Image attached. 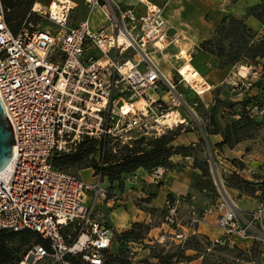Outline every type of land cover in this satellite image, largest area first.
<instances>
[{
    "label": "built area",
    "instance_id": "1",
    "mask_svg": "<svg viewBox=\"0 0 264 264\" xmlns=\"http://www.w3.org/2000/svg\"><path fill=\"white\" fill-rule=\"evenodd\" d=\"M52 1L61 5L59 12L47 8L45 14L63 27L73 3ZM139 2L141 12L113 0H85L89 13L73 27L51 32L25 20L13 34L0 0V98L15 141L9 175L0 178V230L35 231L48 243L33 244L17 264H102L111 246L115 229L98 207L108 199L106 179L94 174L84 181L55 167L54 155L74 152L85 136L110 137L123 145L197 124L186 90L202 97L212 87L191 59L181 57L170 72L163 69L159 59L167 57L174 37L163 7ZM31 10L40 11L35 3ZM94 10L104 18L97 26L90 21ZM180 54L173 57L180 59ZM186 61L192 69L184 74ZM199 77L207 87L198 84ZM242 85L248 89L252 82ZM152 88L161 93L150 94ZM206 102L207 107L212 95ZM247 109L264 119V108L254 104ZM165 170L157 166L150 175L158 180ZM217 193L199 213L180 214V198L167 200L166 221L181 216L193 231L205 222L224 237L264 240V205L240 210L222 181Z\"/></svg>",
    "mask_w": 264,
    "mask_h": 264
},
{
    "label": "trees",
    "instance_id": "2",
    "mask_svg": "<svg viewBox=\"0 0 264 264\" xmlns=\"http://www.w3.org/2000/svg\"><path fill=\"white\" fill-rule=\"evenodd\" d=\"M36 2L37 0H2L5 9V21L13 34L18 32L25 20L33 24L40 21L41 16L31 10ZM246 16H252L264 24V0H259V3L248 6ZM196 50L216 57L218 59L216 66L221 69L239 62L255 65L260 58H264V36H258L257 32L245 22L243 17H236L228 13L222 16L212 35L196 46ZM254 85L260 88L261 94H264V77L255 82ZM186 94H188V100L195 97L193 93L186 92ZM237 103L240 104V107L236 111L233 110L234 103L228 104V102L222 101L218 88H215L212 102L207 107L204 104L208 108V128L206 132L207 134H219L221 136V140L214 143L218 148L223 146L231 148L234 143L238 142L240 139L238 133L245 123L264 125V119L257 115H251L247 109L248 106L254 104L264 108V103L251 97L248 98L247 95ZM218 108L227 109L230 114L238 115V118L220 127L215 119ZM240 123H244V125L242 126ZM186 131L190 130L183 127V125H179L159 136H141L134 139L130 144L123 145L110 137L98 139L85 136L74 152L56 154L52 157V163L55 167L67 171L72 168L77 171L91 168L94 174H100L107 179L110 189L113 188V183H116L117 187L122 189L124 176L133 173L138 168H143L149 172L157 166H164L166 169L172 168L174 163L171 161V157L178 154L183 155L188 149V146L184 144L175 143L176 138ZM199 140L202 141V138L200 137ZM233 163H236L238 169L242 170L244 166L242 162L233 160ZM192 167L201 172L197 190L200 192L207 190L215 192V186L209 177V170L204 166H199L195 161ZM225 182L229 188L237 190L240 195L264 199V176H254L250 180L244 178L238 171H231ZM257 192H260V195H257ZM167 199L171 201L172 197L168 196ZM140 202H147V200H140ZM145 211L147 213L154 211L165 213V209L154 207L145 209ZM149 229V224L134 221L121 232L114 230L111 246L104 250L102 264L126 263L127 252L126 248H122V246L125 247L126 242L129 241L134 242L143 239ZM197 237L192 235L190 240L184 243L185 247H180L183 250L190 248L200 251L203 246L200 245ZM204 238L207 240L206 244H211L207 236H204ZM222 240L226 241L227 238L224 237ZM115 242L120 245L115 251H112V244ZM192 242V246H187L191 245ZM33 244H41L44 247L48 245L47 241L35 231L26 229L19 232L0 230V264H17L21 256ZM23 247H25L24 250H22ZM256 247L257 242L252 241V246L247 253L252 254V256L255 255ZM152 251L149 257L156 259V262L148 264H176L183 260L189 262L196 258L193 255L184 254L182 251H179V254L165 251L163 247ZM241 253L243 252L240 251ZM252 256H248V259L254 261ZM244 257H247V255ZM201 264H207L206 260H203ZM210 264L218 263L210 262Z\"/></svg>",
    "mask_w": 264,
    "mask_h": 264
},
{
    "label": "rangeland",
    "instance_id": "3",
    "mask_svg": "<svg viewBox=\"0 0 264 264\" xmlns=\"http://www.w3.org/2000/svg\"><path fill=\"white\" fill-rule=\"evenodd\" d=\"M51 1L52 0H37V2L41 5L40 8H37L40 9L38 14L41 16L40 21L37 23V27L39 29L50 30L51 32H54L58 29L73 27L79 20L86 17V15H88L89 13L87 5L85 4V0H65L69 1L68 4H70L71 1V3H73V6L68 12L65 26L62 27L51 21L48 15L45 14V11L47 10L46 7H48ZM172 1L173 0H170V3L167 7L170 6ZM187 1L188 0H182V3L178 4L176 7L177 9H175V13L177 15L180 14L181 16V21L179 22V24L182 27H186L188 30H191L190 26L192 25V28L194 27V29H198L202 20H208V14L202 13L200 17L193 15L190 16L189 19L186 18V16L188 15V13H192L193 7H195L196 5L211 0H189V3H187ZM224 1L225 0H220V3L226 6V1L225 4L223 3ZM90 18L91 24H93L92 26H97V24H100L104 20L102 14L97 10H94L92 12ZM184 21L187 24H185ZM186 41L190 44L189 40L186 39L185 42ZM190 46L193 45L185 47V45L182 44L181 48L184 49H182L181 57L186 58L187 60L192 59L191 62L197 69V62H203V64L206 65L205 59H201L200 57H198L196 45H194L193 48ZM171 49L172 52L177 51L176 48ZM188 54H190L192 58H190ZM181 57L177 60L178 63L183 62ZM165 61L161 60L163 69L167 71L169 65ZM186 63L188 64V61L184 62V64ZM241 67L245 68L244 74L240 73V70L242 69ZM199 71L201 74H204L205 72L203 70ZM262 77H264V58H260L255 65L248 64L246 62H239L235 65L225 67L221 78L223 79V82L218 86L212 87L210 94L206 93L208 94L207 96L203 95L202 97L195 96L190 98L189 103L192 105L197 115V124L195 125L191 122V125H183V127L190 130L181 134V140L183 144L188 146V149L184 154L189 157L185 159V155L183 154L181 155V160L184 162H190L191 165L195 161L197 162V164H199V166L206 167L209 170V177L211 178V181L215 186V192H210L209 190L202 191V194L196 197V199H192L191 196L188 195L185 198V203L180 206V214H187L191 210L199 213L203 207L213 203L216 195L218 194L217 186H219L220 181L223 182L228 193L231 192L225 182V179L231 173V171H238L244 178L250 180L254 176H264V125H253L245 122L244 125V123H240V125L244 126L238 133L240 135L239 141L234 143L231 148L227 146L218 148L214 143H211V139L206 132L208 128V108H206L203 103L207 101L209 95H213V90H215V88H218L220 99L222 101L228 102V104L232 102L234 103L233 110L236 111L240 107V104L237 102L245 95H247L248 98L251 97L257 101H260L261 103H264V99H262L264 98V94H261L260 88L254 85V83L259 79H262ZM247 79L251 80L253 84L248 89L242 85V82H245V80ZM149 92L150 94L158 95L160 91L157 92L152 88ZM186 92L190 93L189 90H186ZM142 103L143 102H140L138 105H141ZM236 118H238V115L230 114L229 110L227 109L222 110L218 108V110L216 111L215 119L220 127L229 124L233 120H236ZM200 137L202 138V141L199 140ZM177 139L178 137L176 138V140ZM233 160H239L243 163L244 166L242 170L238 169V167L236 166L237 164L233 163ZM70 172L75 174L76 176L78 175L79 178L84 181H91L92 175L94 174H92L89 169H84L78 172L76 169L72 168L70 169ZM196 172L197 173L193 175L192 183L195 189L199 187V179L201 178V172L198 169H196ZM103 183L106 185L108 184L104 180ZM108 188V197L112 196L114 200L113 205L109 207V209H116L118 207L122 208L123 203L121 204L119 201L121 199L120 196L116 195L115 193L113 194L112 189H110V187ZM256 194L260 195V192H257ZM251 198L255 199L257 206L264 205V199H259L257 197ZM134 203L137 208H140L143 211H145V209L152 208L147 202L135 201ZM187 203H192L194 205L193 209H190ZM104 204L105 202L98 207L101 208ZM236 204L237 206H239L238 202H236ZM159 209L164 210V207ZM240 210L244 211V209ZM100 212H103L102 209L101 211H99V213ZM100 216L103 217L101 213ZM103 218L107 220L106 216H104ZM132 222L133 221H130L128 226L125 228H115L116 232H121L122 230L128 228ZM137 222H144L146 224H149L150 229L143 239L134 242L129 241L126 242L125 247L122 246V248H126L127 252V261L124 264H148L156 262V259H154L153 257H149V254L152 250H158L159 247H163L165 251L176 252L177 254H179V251H182L184 254L193 255L196 257L189 262L183 260L182 262L184 264H201L203 260H206L207 264H210V262H216L218 264H264V240L256 241L257 247L255 248V255L252 256V254L250 255V253H247V251L251 248L252 243L246 246L245 240H242L244 243L242 242L241 246H239L236 243H233V240H222L224 237H217L216 239L218 241H216L214 236H212L213 238L211 239L207 235L196 233L195 231H193L188 220L183 219L181 216L176 219L174 223H169L165 219L164 212L161 213L160 211H154L151 213H147V218L145 220ZM180 233H184V236L181 238L177 237V235ZM192 235L198 236L197 238L200 242V245L203 246L200 251L198 249L194 250L190 248H187L185 250L182 249V247H185L184 243L190 240ZM204 236H207L209 238L211 244H206L207 240L204 238ZM230 239L235 238L230 237ZM192 244L193 242L191 243V245L187 246H192ZM119 245L120 244L117 242L113 243L111 250L115 251L119 247ZM24 249L25 247H23L22 250ZM240 251H242L243 253L240 254ZM246 255L247 257H244ZM248 256H252L254 258V261L249 260ZM39 264L45 263L41 262Z\"/></svg>",
    "mask_w": 264,
    "mask_h": 264
},
{
    "label": "crops",
    "instance_id": "4",
    "mask_svg": "<svg viewBox=\"0 0 264 264\" xmlns=\"http://www.w3.org/2000/svg\"><path fill=\"white\" fill-rule=\"evenodd\" d=\"M125 7L134 8L135 11L141 12L143 7L139 0H113ZM154 3H157L163 7V16L168 22V33L174 37V42L166 49L167 57L160 58L161 60H167L168 70L166 72H170L172 65H179L180 63L173 57L175 53L178 51L181 52L179 57L182 55V44L186 46L189 45H198L202 40L209 38L215 26L219 23L220 19L224 14H232L236 17H243L245 22L257 32L258 36H264V24L259 22L252 16H246V9L248 6L255 5L259 3V0H225L226 6L218 1H206L202 4H198L193 7V11L191 14L188 13L186 18H190V16H199L203 14H208V20L200 22V26L198 29H194L191 27V30H188L186 27H182L179 22L181 21L180 14L175 13V9H177V5L182 3V0H173L169 7H167L170 3V0H150ZM190 1L188 0L187 3ZM99 13L100 11L97 10ZM171 14V15H170ZM185 22V21H184ZM185 24H187L185 22ZM93 25V24H92ZM189 36V37H188ZM190 38V39H189ZM189 40L190 44L185 42V40ZM192 40V41H191ZM183 42V43H182ZM193 46H190L193 48ZM189 47V48H190ZM171 48H176V52H172ZM188 48V49H189ZM174 50V49H173ZM190 58L191 55L188 54ZM198 57L201 59H205V64L203 62H197L198 70L205 71V78L211 87L218 86L223 82L222 75L223 69L219 68L217 65L218 59L213 55H210L206 52H198ZM192 60V59H191ZM166 62V61H165ZM175 62V63H174ZM177 62V63H176ZM192 63V62H191ZM193 64V63H192ZM208 64V65H207ZM162 65V62H161ZM210 94V93H209ZM208 94H206L207 96ZM210 95L207 99H209ZM207 103L206 101L203 102ZM211 139V143H216L221 140V136L219 134H208ZM176 144H183L181 140V135L178 136V139L175 141ZM171 161L174 163L173 167L170 169H166L161 177L158 180H154L150 175L149 171H146L143 168L136 169L133 173L124 176L123 178V186L122 189H119L116 183H113L112 193L120 196V203L123 205L122 208L118 207L116 209H109L114 203L113 197H108L105 201V204L99 208V211L102 216H106L107 220L103 218L108 225L115 228H125L128 226L130 221H143L147 218V213L140 208H137L135 205V201L147 200L149 206L154 208H162L165 207V203L168 200V196L172 198H180V206L185 203V197L190 195L192 199H196L202 193L195 189L192 185L193 183V175L196 174V168L192 167L190 162H184L181 160V155H173L171 157ZM89 169L92 174L93 170ZM84 169L78 170V172ZM94 174L92 175V177ZM107 181V179H106ZM109 184V183H108ZM229 188V187H228ZM231 192L229 194L234 197L235 202L239 203V209H244V211H250L257 206L255 199H252L250 196L240 195L237 190L229 188ZM190 209H193L194 205L192 203H187ZM186 205V206H187ZM125 206V207H124ZM184 207V206H183ZM122 209V210H121ZM193 211V210H191ZM243 211V210H242ZM194 231L196 233H201L209 236L211 239L212 236L215 237H224L222 231L217 228L214 224L209 223H199ZM229 236L227 240L236 243L241 246V243L245 240L246 246L250 245L252 241L247 239H230ZM243 240V241H242ZM244 243V242H243ZM176 264H184L183 262H179Z\"/></svg>",
    "mask_w": 264,
    "mask_h": 264
},
{
    "label": "water",
    "instance_id": "5",
    "mask_svg": "<svg viewBox=\"0 0 264 264\" xmlns=\"http://www.w3.org/2000/svg\"><path fill=\"white\" fill-rule=\"evenodd\" d=\"M15 144L11 124L6 116L5 108L0 98V172L5 170L10 164L13 151L12 146ZM0 181V192L3 190Z\"/></svg>",
    "mask_w": 264,
    "mask_h": 264
},
{
    "label": "bare ground",
    "instance_id": "6",
    "mask_svg": "<svg viewBox=\"0 0 264 264\" xmlns=\"http://www.w3.org/2000/svg\"><path fill=\"white\" fill-rule=\"evenodd\" d=\"M60 2L61 3H69V1H65V0H60ZM37 5H38V7H37ZM50 5H51L50 7L48 6L46 8H50L49 10H51L52 13L57 14L59 12L60 8H61V5L57 1H52L50 3ZM35 7L37 9V8H40L41 5L38 2H36L35 3ZM241 68L242 69L240 70V73L244 74L245 73V68L244 67H241ZM189 69H192V66L189 63L188 64L187 63L186 64H183L181 66V71L184 74H187V72H188ZM196 80L199 81L198 84L200 83V86L201 87H207L208 86V84H205V82L203 80H201L200 77L197 78ZM140 102H142V101H140ZM140 102H137L136 104L138 105ZM138 106H140V105H138ZM9 172L10 171H9V165H8V167L5 170H3L2 172H0V178H3V177L8 176L9 175Z\"/></svg>",
    "mask_w": 264,
    "mask_h": 264
}]
</instances>
